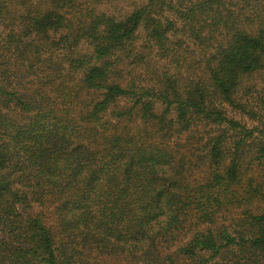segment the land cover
Instances as JSON below:
<instances>
[{
    "label": "trees",
    "instance_id": "16d2710c",
    "mask_svg": "<svg viewBox=\"0 0 264 264\" xmlns=\"http://www.w3.org/2000/svg\"><path fill=\"white\" fill-rule=\"evenodd\" d=\"M261 85L264 0H0V264H264Z\"/></svg>",
    "mask_w": 264,
    "mask_h": 264
},
{
    "label": "rangeland",
    "instance_id": "374dc122",
    "mask_svg": "<svg viewBox=\"0 0 264 264\" xmlns=\"http://www.w3.org/2000/svg\"><path fill=\"white\" fill-rule=\"evenodd\" d=\"M259 92V94H257ZM254 97H257L258 95L262 98H264V85H261L259 87H257V90H254ZM261 101H259L260 104ZM263 104H264V99H263ZM263 104L261 103V108H263Z\"/></svg>",
    "mask_w": 264,
    "mask_h": 264
}]
</instances>
